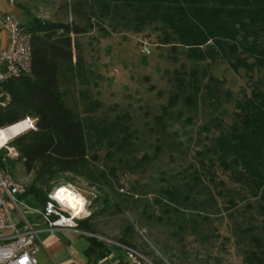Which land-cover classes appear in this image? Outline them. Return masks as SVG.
I'll list each match as a JSON object with an SVG mask.
<instances>
[{
  "label": "rangeland",
  "instance_id": "rangeland-1",
  "mask_svg": "<svg viewBox=\"0 0 264 264\" xmlns=\"http://www.w3.org/2000/svg\"><path fill=\"white\" fill-rule=\"evenodd\" d=\"M16 7L21 10L18 19L22 25L37 17L89 30L75 37L74 65L61 72L62 98L79 119L87 118L90 124L115 122L129 115L136 133L124 155L115 154L107 141L89 151L93 170L109 174L112 168L116 170V178H108L110 184L103 186V191L97 184L71 174L35 182L34 175H26L20 163L13 167L16 177L28 179L29 186L34 185L47 201L54 187L73 185L90 202L75 218L77 227L88 222L89 234L113 248L121 246L122 240L130 242L148 264H247V244L237 245L235 221L226 213L211 216L210 224L193 230L181 217L185 215L188 221L191 213L180 216L165 211V206L170 207L166 191L179 188L188 193L186 182H193L192 174L200 167L197 153L204 149L207 138L234 123L237 101L255 83L246 70L235 72L220 57L214 63L191 61L182 45L161 43V24L146 25L136 32L135 25L120 19L122 13L114 14V6L109 14L103 13L101 5L79 7L74 0H17ZM142 39L151 45L149 55L141 51ZM78 59L81 66L76 63ZM194 69H206L218 81L209 91L207 79L200 77L196 105L189 107V74ZM255 77L264 81V69ZM175 96L176 105L169 107ZM164 107L168 108L166 135L156 122ZM204 127H210L211 132H204ZM109 152L115 154L112 160ZM93 157L98 160L92 162ZM216 171L232 186L228 173L220 168ZM197 189L199 193L192 192V197H208L201 186ZM96 198L98 202L92 203ZM106 200L111 203L109 211L104 207ZM217 202L222 205L221 200ZM241 219L237 215L235 220ZM261 221L258 217L255 222Z\"/></svg>",
  "mask_w": 264,
  "mask_h": 264
},
{
  "label": "trees",
  "instance_id": "trees-1",
  "mask_svg": "<svg viewBox=\"0 0 264 264\" xmlns=\"http://www.w3.org/2000/svg\"><path fill=\"white\" fill-rule=\"evenodd\" d=\"M74 2L79 7L87 3L101 5L104 14H109L114 6V14L122 13L120 19L135 25L136 32L146 25L159 23L164 33L163 45H182L188 51V59L195 62L209 60L214 63L220 57L235 72L246 70L255 82L251 84L250 92H245L237 101L234 123L228 130L208 137L204 149L197 153L200 167L192 174L194 183L186 182L188 193L179 188L166 191L170 207L165 206V211L180 216L182 212L191 213L192 218L188 221L185 215L181 217L193 230L210 224L211 216L226 213L235 221L237 245L247 244V264H264V81L255 77L258 70L264 69V0ZM23 26L32 35L31 72L4 85L1 99L6 105L0 106V128L31 116L36 120L37 130H28L9 142L8 146L16 150L18 157L9 158L8 164L14 172V165L20 163L26 175H34L35 182L71 174L97 184L103 191V186L110 184L108 178H116V170L112 168L110 174L93 170L89 151L107 141L108 148L114 149L115 154L124 155L131 149V140L136 134L131 129L132 118L123 115L115 122L93 124L90 121V124L87 118L79 119L65 104L61 72L73 67L75 37L88 33L87 28L37 17ZM76 63L82 64L79 59ZM189 75L191 94L186 98V104L192 107L196 105L194 96L200 92V77L207 79L209 91L218 80L209 76L206 69H194ZM177 101L178 96L172 98L169 107H174ZM167 110L164 107V113L156 118L159 131L164 135L167 134ZM203 131L210 133L211 129L204 127ZM7 153L6 149L0 151V163ZM115 154L109 152V159L112 160ZM94 157L92 162L98 160ZM119 162H122L121 158ZM216 168L229 174L232 186L220 178ZM198 186L207 192L206 199L192 197V192L199 193ZM25 197L37 206L47 202L34 185L29 186ZM98 200L93 199L92 203ZM104 205L106 211L111 209L109 201H104ZM237 215L242 217L241 221L235 220ZM258 217H262V225L255 222ZM77 228L92 233L88 222H80ZM89 241L93 249L105 247L94 236H90ZM120 245L117 248H133L125 240ZM108 253L101 252L100 256Z\"/></svg>",
  "mask_w": 264,
  "mask_h": 264
},
{
  "label": "built area",
  "instance_id": "built-area-1",
  "mask_svg": "<svg viewBox=\"0 0 264 264\" xmlns=\"http://www.w3.org/2000/svg\"><path fill=\"white\" fill-rule=\"evenodd\" d=\"M11 8L16 7L17 0H7ZM0 26L7 34L9 43L0 51V106H5L3 97L4 85L15 78L31 72L32 35L13 15L0 19ZM143 54L149 55L151 48L147 39L140 40ZM37 129V128H36ZM9 147V146H8ZM13 148V147H12ZM7 150V148H5ZM3 149H0L2 151ZM17 156L16 150L7 153L0 163V264H15L25 253L38 263V232L40 226L51 230L57 228H77L75 218L61 221V217H69L68 211H60L56 201L50 199L41 206H33L25 195L29 189L28 179H19L8 164V159ZM49 203L54 211L48 212ZM59 212V215L56 213ZM41 225H40V223ZM57 221H61L57 223ZM132 264H148L135 249L122 246Z\"/></svg>",
  "mask_w": 264,
  "mask_h": 264
},
{
  "label": "crops",
  "instance_id": "crops-1",
  "mask_svg": "<svg viewBox=\"0 0 264 264\" xmlns=\"http://www.w3.org/2000/svg\"><path fill=\"white\" fill-rule=\"evenodd\" d=\"M20 13L21 10L17 7L11 8L7 0H0V19L6 15L19 18ZM8 43V36L0 26V51L4 50ZM38 229L39 247L36 258L39 264H68L69 261L71 264H100L101 260L104 264H117V261L119 264H132L123 248H113L105 244L103 250L93 249L89 241L91 235L78 228L51 230L40 226ZM105 251L109 253L101 257V252Z\"/></svg>",
  "mask_w": 264,
  "mask_h": 264
},
{
  "label": "clouds",
  "instance_id": "clouds-1",
  "mask_svg": "<svg viewBox=\"0 0 264 264\" xmlns=\"http://www.w3.org/2000/svg\"><path fill=\"white\" fill-rule=\"evenodd\" d=\"M28 130H37L36 120L31 116H26L24 119L19 120L16 123L0 128V149L7 148L8 153L12 154L15 149L8 147L9 142L26 133ZM49 199L51 201H56L60 206V211L69 212V217H61V221L68 220L69 223H71L72 219L80 216L81 213H84L86 211V206L90 203L86 197L79 191L75 190L71 184H61L58 187H54L52 192L49 193ZM53 211L54 206L49 203V214H52ZM56 214L59 215V212ZM61 221H57V223H60ZM15 264H36V261L25 253L15 261ZM68 264H71V261H69ZM100 264H104V261L101 260ZM117 264H119L118 261Z\"/></svg>",
  "mask_w": 264,
  "mask_h": 264
}]
</instances>
